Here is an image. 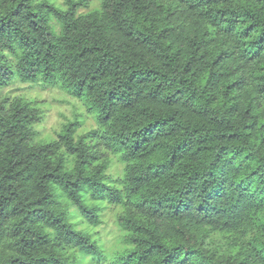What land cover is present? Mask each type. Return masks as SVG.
Masks as SVG:
<instances>
[{"label": "trees", "instance_id": "16d2710c", "mask_svg": "<svg viewBox=\"0 0 264 264\" xmlns=\"http://www.w3.org/2000/svg\"><path fill=\"white\" fill-rule=\"evenodd\" d=\"M66 5L0 0V264L102 262L80 226L104 203L122 208L111 264H264V0ZM15 80L97 127L41 138L39 104L2 95Z\"/></svg>", "mask_w": 264, "mask_h": 264}, {"label": "rangeland", "instance_id": "374dc122", "mask_svg": "<svg viewBox=\"0 0 264 264\" xmlns=\"http://www.w3.org/2000/svg\"><path fill=\"white\" fill-rule=\"evenodd\" d=\"M49 1L62 9L67 8L66 0ZM102 1L103 0H88L89 7L80 8L79 13L86 14L99 9ZM52 24L58 31L60 30V25L56 20L53 19ZM2 95L11 99L23 97L39 104L44 113V121L38 128L41 131V138L43 139H53L57 137V134L63 129L64 125L70 120H73L77 115H80V120L83 124L79 131L80 133L90 131L97 127L94 115L86 111L83 103L70 96L61 88L44 90L37 85L15 80L2 91ZM109 173L115 178L116 176L122 175L123 166L118 160L113 161V166ZM121 213L122 208L120 206L104 203L100 212L102 220L100 224L93 226L81 224L80 226L89 230L104 249L107 258L98 264H111L114 256L121 253L124 249L122 241L124 232L118 224V218ZM203 242L207 248L217 254L222 252L225 247L227 248L226 243H222V239L218 234L209 233L208 236L203 238ZM81 260L82 264H96L89 256L81 257Z\"/></svg>", "mask_w": 264, "mask_h": 264}]
</instances>
